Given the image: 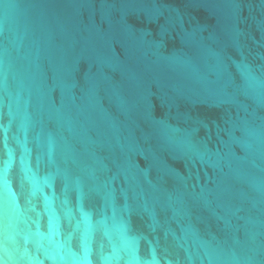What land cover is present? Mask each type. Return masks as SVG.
Returning <instances> with one entry per match:
<instances>
[{
  "label": "water",
  "instance_id": "95a60500",
  "mask_svg": "<svg viewBox=\"0 0 264 264\" xmlns=\"http://www.w3.org/2000/svg\"><path fill=\"white\" fill-rule=\"evenodd\" d=\"M0 264H264V0H0Z\"/></svg>",
  "mask_w": 264,
  "mask_h": 264
}]
</instances>
